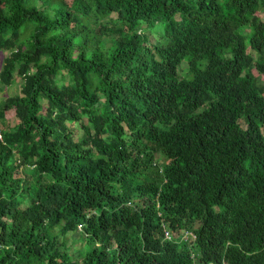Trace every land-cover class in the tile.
Masks as SVG:
<instances>
[{
  "label": "trees",
  "instance_id": "16d2710c",
  "mask_svg": "<svg viewBox=\"0 0 264 264\" xmlns=\"http://www.w3.org/2000/svg\"><path fill=\"white\" fill-rule=\"evenodd\" d=\"M0 51V264H264V0H0Z\"/></svg>",
  "mask_w": 264,
  "mask_h": 264
},
{
  "label": "rangeland",
  "instance_id": "374dc122",
  "mask_svg": "<svg viewBox=\"0 0 264 264\" xmlns=\"http://www.w3.org/2000/svg\"><path fill=\"white\" fill-rule=\"evenodd\" d=\"M156 30L158 31V30H160V28L159 29L156 28ZM5 55H6L5 52L0 51V70L3 69ZM185 61H187V60H185ZM185 61L180 66V74L183 75V76L186 75V70H185L186 69L185 68L186 67V62ZM16 80L18 82L16 85H14V86H12V87H10L8 89H5V90H1L0 89V102L4 101L10 95H13L15 93L20 92V85L22 83V80L20 78H17ZM262 82H264V81H262ZM13 115H14V111H9L6 114V117L5 118L8 120ZM3 123L6 124V122H3ZM77 236H78L77 234L74 235V237H77ZM80 245L81 244L79 242H75L74 243V248L79 247ZM73 254L76 255L77 252L75 251V252H73Z\"/></svg>",
  "mask_w": 264,
  "mask_h": 264
},
{
  "label": "clouds",
  "instance_id": "9594fccd",
  "mask_svg": "<svg viewBox=\"0 0 264 264\" xmlns=\"http://www.w3.org/2000/svg\"><path fill=\"white\" fill-rule=\"evenodd\" d=\"M170 236V234L168 235V237ZM192 236H195L193 232H190V231H186L183 235V237L185 239H190ZM171 237V236H170Z\"/></svg>",
  "mask_w": 264,
  "mask_h": 264
}]
</instances>
